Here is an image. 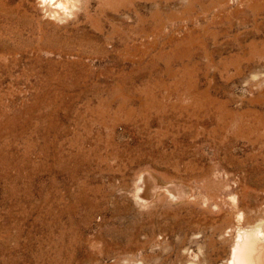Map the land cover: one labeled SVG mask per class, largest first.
Returning <instances> with one entry per match:
<instances>
[{
	"label": "rangeland",
	"instance_id": "obj_1",
	"mask_svg": "<svg viewBox=\"0 0 264 264\" xmlns=\"http://www.w3.org/2000/svg\"><path fill=\"white\" fill-rule=\"evenodd\" d=\"M42 1L0 0V264L264 242V0Z\"/></svg>",
	"mask_w": 264,
	"mask_h": 264
},
{
	"label": "bare ground",
	"instance_id": "obj_2",
	"mask_svg": "<svg viewBox=\"0 0 264 264\" xmlns=\"http://www.w3.org/2000/svg\"><path fill=\"white\" fill-rule=\"evenodd\" d=\"M44 2H47L48 4L49 1L51 2L52 0H43ZM42 1V2H43ZM57 1L59 6L60 4H63L61 0H55ZM100 1H105V0H100ZM112 2V1H111ZM103 5V4H102ZM49 6V5H48ZM61 6V5H60ZM65 6V5H64ZM63 6H61L62 8ZM66 7V6H65ZM63 7V9H65ZM60 8V9H61ZM67 8V7H66ZM67 10V9H66ZM65 11V10H64ZM68 11V10H67ZM66 12V11H65ZM205 112V111H204ZM218 115V113H216ZM218 117V116H217ZM220 119V118H219ZM250 120V119H249ZM260 125V124H259ZM262 138V137H261ZM263 147V146H262ZM260 158V157H259ZM264 165V164H263ZM161 177V176H160ZM166 177V176H165ZM162 179V178H161ZM178 180V178H177ZM190 182V181H189ZM209 189V188H208ZM162 195V194H161ZM159 196V195H158ZM157 196V197H158ZM159 198V197H158ZM157 198V199H158ZM236 198V196H235ZM156 199V198H155ZM231 199V197H230ZM234 200V199H233ZM264 204V203H263ZM260 205V204H259ZM258 205V206H259ZM257 206V207H258ZM261 206V205H260ZM263 207V206H262ZM235 212V211H234ZM258 212V210H257ZM242 213H239V215ZM238 215V214H236ZM239 217V216H238ZM241 217V215H240ZM235 218V217H234ZM237 219V217H236ZM235 219V220H236ZM250 222V221H249ZM238 223V222H237ZM261 224V223H259ZM256 226V225H255ZM255 228V227H254ZM245 228H243L244 230ZM249 229V228H248ZM252 229V228H251ZM258 229V228H257ZM240 234L238 232V235H236L235 242L231 248V254H230V260L229 264H264V242L261 240V238L258 236V232L261 230H256V232L253 231H247L243 232ZM254 230V229H253ZM260 233V232H259ZM264 233V232H262ZM261 235V233L259 234Z\"/></svg>",
	"mask_w": 264,
	"mask_h": 264
}]
</instances>
